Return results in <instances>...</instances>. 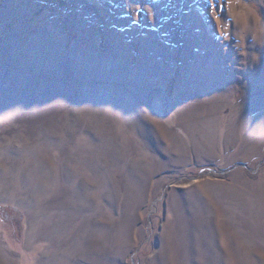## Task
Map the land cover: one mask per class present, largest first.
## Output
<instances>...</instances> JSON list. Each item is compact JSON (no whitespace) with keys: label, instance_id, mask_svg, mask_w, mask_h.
I'll list each match as a JSON object with an SVG mask.
<instances>
[{"label":"rangeland","instance_id":"obj_1","mask_svg":"<svg viewBox=\"0 0 264 264\" xmlns=\"http://www.w3.org/2000/svg\"><path fill=\"white\" fill-rule=\"evenodd\" d=\"M0 264H264V0H0Z\"/></svg>","mask_w":264,"mask_h":264},{"label":"snow or ice","instance_id":"obj_2","mask_svg":"<svg viewBox=\"0 0 264 264\" xmlns=\"http://www.w3.org/2000/svg\"><path fill=\"white\" fill-rule=\"evenodd\" d=\"M204 3L207 5L208 4V0H204ZM212 5H208V7H211ZM215 7H217V8H220L221 6L217 3L216 5H215ZM210 18V17H209Z\"/></svg>","mask_w":264,"mask_h":264}]
</instances>
